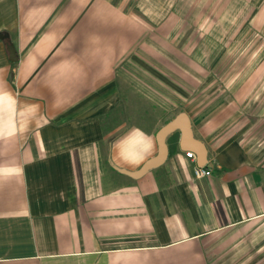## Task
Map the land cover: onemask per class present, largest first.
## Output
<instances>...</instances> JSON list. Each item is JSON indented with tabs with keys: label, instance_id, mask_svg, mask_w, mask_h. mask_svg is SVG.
Listing matches in <instances>:
<instances>
[{
	"label": "crops",
	"instance_id": "0c3cea01",
	"mask_svg": "<svg viewBox=\"0 0 264 264\" xmlns=\"http://www.w3.org/2000/svg\"><path fill=\"white\" fill-rule=\"evenodd\" d=\"M0 264H264V0H0Z\"/></svg>",
	"mask_w": 264,
	"mask_h": 264
},
{
	"label": "water",
	"instance_id": "95a60500",
	"mask_svg": "<svg viewBox=\"0 0 264 264\" xmlns=\"http://www.w3.org/2000/svg\"><path fill=\"white\" fill-rule=\"evenodd\" d=\"M11 59L13 60V52H10ZM179 132L181 134V145L191 148L201 165L206 164V149L205 146L195 139L191 128L189 117L185 113L178 114L172 121L163 126L156 134V141L158 146L157 155L148 160L143 166L136 172H128L125 170L117 169L120 173L126 174L133 179H140L146 174L161 167L168 154L167 140L170 136ZM199 168H203L199 166Z\"/></svg>",
	"mask_w": 264,
	"mask_h": 264
},
{
	"label": "built area",
	"instance_id": "2783aa9c",
	"mask_svg": "<svg viewBox=\"0 0 264 264\" xmlns=\"http://www.w3.org/2000/svg\"><path fill=\"white\" fill-rule=\"evenodd\" d=\"M187 157L188 158H193V154L191 153H188L187 154ZM194 175L197 179H202V178H206V177H209L211 175V171L210 170H207L205 168H199L197 167L194 171Z\"/></svg>",
	"mask_w": 264,
	"mask_h": 264
},
{
	"label": "rangeland",
	"instance_id": "374dc122",
	"mask_svg": "<svg viewBox=\"0 0 264 264\" xmlns=\"http://www.w3.org/2000/svg\"><path fill=\"white\" fill-rule=\"evenodd\" d=\"M133 86H137V85H135V84L133 83Z\"/></svg>",
	"mask_w": 264,
	"mask_h": 264
}]
</instances>
